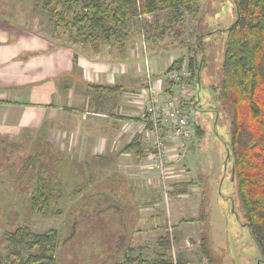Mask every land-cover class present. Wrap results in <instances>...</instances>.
Instances as JSON below:
<instances>
[{
    "label": "rangeland",
    "instance_id": "obj_1",
    "mask_svg": "<svg viewBox=\"0 0 264 264\" xmlns=\"http://www.w3.org/2000/svg\"><path fill=\"white\" fill-rule=\"evenodd\" d=\"M44 3L45 0H0V19L29 28L55 45H84L68 40L65 25L60 23L54 30L55 19L44 10ZM72 11L65 14L67 21L73 17ZM235 19L233 0H201L196 10L160 9L127 20L123 31L131 38L130 43L141 35V25L146 26L150 37L163 35V44L180 43L178 50L168 55L176 58L180 54L185 66L194 58L191 76L198 73L201 84L192 118L194 131L184 156L168 167L171 172L160 183L153 175L149 179L141 167L131 171L128 161L100 165L96 160L85 162L73 152H59L29 135L19 144L22 147L18 153L32 155L48 146L55 153L50 160L53 167L43 173L55 176L52 187L58 190V196L50 212H37L30 207L26 183H20L18 177L11 179L5 169L3 157L11 147L5 145L7 155L4 152L0 156V262L14 251L27 257V246L12 249L4 240V235L17 227H27L34 233L49 229L58 232L57 264H114L128 247L134 256L151 260L159 251L157 238L164 235L172 240L165 251L172 260L207 264V257L210 264H264L232 177L228 143L234 108L215 97L221 87L226 29ZM125 40H93L85 45L88 49L97 44L98 50H111L124 46ZM16 166L19 169V164ZM21 175L18 171L17 176ZM26 175L36 182V171H26Z\"/></svg>",
    "mask_w": 264,
    "mask_h": 264
},
{
    "label": "crops",
    "instance_id": "obj_2",
    "mask_svg": "<svg viewBox=\"0 0 264 264\" xmlns=\"http://www.w3.org/2000/svg\"><path fill=\"white\" fill-rule=\"evenodd\" d=\"M147 37L131 43L127 37L119 49L94 51L52 44L0 19V156L5 145L30 135L85 162L128 161L131 171H139L146 159L139 135L145 63L154 79H162L182 57L168 55L180 43ZM133 139L138 147L125 149Z\"/></svg>",
    "mask_w": 264,
    "mask_h": 264
},
{
    "label": "trees",
    "instance_id": "obj_3",
    "mask_svg": "<svg viewBox=\"0 0 264 264\" xmlns=\"http://www.w3.org/2000/svg\"><path fill=\"white\" fill-rule=\"evenodd\" d=\"M199 1L201 0H45L43 7L55 19V31L61 23L67 27L68 40L72 44L85 45L93 40H97L98 43L110 42V40L115 42L118 39L124 41L127 38V32L123 30L126 28L128 19L140 18L141 15L155 13L160 9L172 12L193 7L196 10ZM233 1L236 19L226 29L220 66L221 87L215 97L226 100L234 108L230 122L231 137L228 143L229 154L232 151V177L236 183L238 201L249 232L260 256L264 259V0ZM73 8L77 9L72 11ZM70 11L73 17L67 21L65 14ZM140 27V32H143L146 38L148 36L145 32L146 26ZM93 47H95L94 51H98L97 44ZM183 63L184 58L180 57L167 69H178ZM193 65L194 58H191L188 67L192 70ZM190 82L198 89L201 88L198 73L191 76ZM115 89L107 88V90ZM197 101L198 99L195 101V109ZM9 145L11 147L8 155L5 148L2 152V154L6 153L5 156L7 155L3 159L5 158V169L9 176L11 179L18 177L20 183L22 181L26 183L32 209L42 213L50 212L51 206L56 202L58 190L52 187V178L55 176L43 172L51 168L50 160L55 153L51 152L48 146L32 155H26L18 153L21 145L11 143L7 147ZM132 145L138 147L136 139L125 146V149ZM29 170L36 171L35 183H32L31 176H25L26 171ZM18 171H21V176H17ZM95 194L99 193L95 192ZM4 240L12 246V249L27 246L28 255L24 258L14 251L0 264H57L58 232L54 229L34 233L27 227H17L4 235ZM156 242L159 251L155 258L145 260L140 255L134 256L133 249L128 247L114 264L190 263L167 258L165 251L171 247L172 243L167 235L158 237ZM206 259H208L207 264H210L209 258L206 257Z\"/></svg>",
    "mask_w": 264,
    "mask_h": 264
},
{
    "label": "built area",
    "instance_id": "obj_4",
    "mask_svg": "<svg viewBox=\"0 0 264 264\" xmlns=\"http://www.w3.org/2000/svg\"><path fill=\"white\" fill-rule=\"evenodd\" d=\"M141 36L144 39L143 32ZM144 75V90L139 93L143 101L139 135L146 159L141 169L160 181L189 143L198 89L190 82L191 69L184 63L178 69H166L162 79H154L145 63Z\"/></svg>",
    "mask_w": 264,
    "mask_h": 264
},
{
    "label": "water",
    "instance_id": "obj_5",
    "mask_svg": "<svg viewBox=\"0 0 264 264\" xmlns=\"http://www.w3.org/2000/svg\"><path fill=\"white\" fill-rule=\"evenodd\" d=\"M260 261H264L263 257H260Z\"/></svg>",
    "mask_w": 264,
    "mask_h": 264
}]
</instances>
